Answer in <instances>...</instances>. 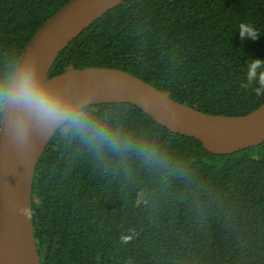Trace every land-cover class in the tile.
I'll use <instances>...</instances> for the list:
<instances>
[{"label": "trees", "instance_id": "trees-1", "mask_svg": "<svg viewBox=\"0 0 264 264\" xmlns=\"http://www.w3.org/2000/svg\"><path fill=\"white\" fill-rule=\"evenodd\" d=\"M67 1L0 0V83ZM242 23L256 39L241 40ZM250 59L264 60V0H126L47 75L119 69L199 111L244 115L264 103L258 83L242 87ZM81 110L111 140L64 121L43 148L31 184L40 264H264V141L213 154L132 104Z\"/></svg>", "mask_w": 264, "mask_h": 264}, {"label": "water", "instance_id": "water-1", "mask_svg": "<svg viewBox=\"0 0 264 264\" xmlns=\"http://www.w3.org/2000/svg\"><path fill=\"white\" fill-rule=\"evenodd\" d=\"M126 0H68L32 35L10 76L15 81L26 64L37 80L59 94L73 111L100 103H129L169 131L198 140L213 154H229L264 141V103L244 115L199 111L171 99L128 72L104 67L67 69L48 77L60 51L105 12ZM23 123V131L17 124ZM64 121L42 124L11 103L0 119V264H40L31 218V184L36 162Z\"/></svg>", "mask_w": 264, "mask_h": 264}, {"label": "clouds", "instance_id": "clouds-1", "mask_svg": "<svg viewBox=\"0 0 264 264\" xmlns=\"http://www.w3.org/2000/svg\"><path fill=\"white\" fill-rule=\"evenodd\" d=\"M240 38L256 39L258 32L248 24L239 26ZM264 60L250 59L248 62L247 81L242 87L247 88L253 82L259 84L255 89L257 95L264 94ZM11 103L23 113L34 117L38 122L48 125L57 121H65L68 126L85 134L91 133L92 139L110 141V131L102 126L90 122L85 112L73 111L72 107L57 93L45 88L35 74L34 66L26 64L19 72L14 82L0 83V107ZM17 127L23 131V123L18 122ZM21 214L28 219L33 216L32 208H21ZM127 241V238H125Z\"/></svg>", "mask_w": 264, "mask_h": 264}]
</instances>
